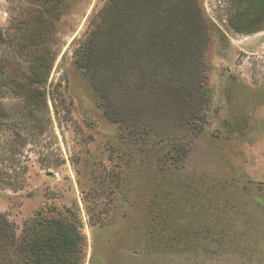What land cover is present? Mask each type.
Listing matches in <instances>:
<instances>
[{"label": "rangeland", "instance_id": "1", "mask_svg": "<svg viewBox=\"0 0 264 264\" xmlns=\"http://www.w3.org/2000/svg\"><path fill=\"white\" fill-rule=\"evenodd\" d=\"M108 1L60 0L45 21L38 0H0V83L11 84L0 96V225L20 234L33 216L70 208L83 264H264V24L238 32L235 1L198 0L207 39L189 88L195 115L184 128L159 123L144 143L105 114L75 62ZM38 27L45 43L26 55L22 39ZM53 51L47 106L34 114L20 84ZM127 85L146 108L162 90H141L130 71Z\"/></svg>", "mask_w": 264, "mask_h": 264}, {"label": "trees", "instance_id": "2", "mask_svg": "<svg viewBox=\"0 0 264 264\" xmlns=\"http://www.w3.org/2000/svg\"><path fill=\"white\" fill-rule=\"evenodd\" d=\"M38 1L45 21L58 17L60 0ZM233 1L237 4L230 25L236 31L250 33L263 27L264 0ZM98 18L89 37L75 50V62L113 110L112 114L110 111L105 114L119 123L131 125L144 143L150 142L152 133L159 130V123L167 124L166 130L171 129L172 123L184 128L191 115H195L193 92L189 88L194 83L192 75L207 39L198 0H109ZM38 30L39 33L22 39L24 54L28 55L29 49L32 53L42 49L47 35L42 33V28ZM51 51L50 48L49 53ZM54 53L50 58H46L44 52L38 56L29 66L32 77L28 84H20V93L26 97L25 108L34 114L47 106L41 85L46 81ZM129 71L141 78V90L149 83L150 93L162 89L149 108L141 100H128L125 91H129ZM1 87L9 88L11 84L0 83V96ZM115 101L123 102L126 108L119 110L120 103ZM1 110L0 121L4 115ZM131 114L136 120H131ZM31 133L32 137L41 135V126H36ZM12 135L21 139L19 133ZM16 151L17 148L12 147L10 152L15 156ZM66 211L59 216H33L20 234H16L5 219L1 220L5 226L0 225V264H83L85 237L80 230L81 220L72 215L70 208Z\"/></svg>", "mask_w": 264, "mask_h": 264}]
</instances>
